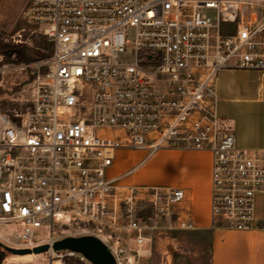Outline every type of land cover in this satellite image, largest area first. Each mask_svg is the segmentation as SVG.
Listing matches in <instances>:
<instances>
[{"label":"built area","instance_id":"1","mask_svg":"<svg viewBox=\"0 0 264 264\" xmlns=\"http://www.w3.org/2000/svg\"><path fill=\"white\" fill-rule=\"evenodd\" d=\"M23 19L52 52L15 100L29 105L0 110V229L15 240L5 247L51 256L59 240L93 236L116 264L149 258L141 210L169 218L185 193L123 184L133 171L109 177L119 149L208 152L211 228L258 227L264 150L235 146L216 82L222 70L264 72V0H29ZM128 49L132 62H119ZM40 227L48 239L35 243Z\"/></svg>","mask_w":264,"mask_h":264},{"label":"rangeland","instance_id":"2","mask_svg":"<svg viewBox=\"0 0 264 264\" xmlns=\"http://www.w3.org/2000/svg\"><path fill=\"white\" fill-rule=\"evenodd\" d=\"M29 0H0V110L15 108L23 111L25 106L20 105L16 99L24 98L31 89V83L36 78L37 73L42 76L46 73L47 67L42 65L51 55V44L41 35L38 28L27 24L23 19V13ZM213 16L211 11L200 10ZM133 29L126 30V38L129 43L133 42ZM9 50H16L18 54L8 53ZM8 53V54H7ZM19 55V56H18ZM22 58L24 63H19L18 58ZM117 60L121 63H131L132 55L130 49L119 55ZM16 102V103H15ZM157 150L148 157L145 153L137 150L119 149L114 153L111 169L120 170L119 174L129 171L128 177L124 178L123 184L136 186H160L153 181L158 175L157 164L163 156V151ZM134 151L135 153L133 154ZM191 161L197 169H200V156L191 157ZM201 163H204L201 160ZM161 171L167 175L171 174L169 165L161 167ZM160 171V172H161ZM135 180L131 183V178ZM137 183H143L137 185ZM186 213L177 207L169 218L154 219L153 214L147 208H143L139 214L141 217L144 235L149 239L142 249H151L149 258H136L138 264H207L208 262V236H200V232L192 228L182 229L178 225L177 217ZM155 226V229L152 227ZM3 238L1 245L12 246L15 240L7 231H1ZM48 239V231L44 227L33 230V242H44ZM4 243V244H3ZM132 247V246H131ZM133 256V253H127ZM35 255L37 257H35ZM1 257V256H0ZM52 257V258H51ZM58 258L61 264H89L80 259V255L69 256L65 251L54 252L51 256L46 251L40 254L17 255L4 252L1 262L3 264H49Z\"/></svg>","mask_w":264,"mask_h":264},{"label":"crops","instance_id":"3","mask_svg":"<svg viewBox=\"0 0 264 264\" xmlns=\"http://www.w3.org/2000/svg\"><path fill=\"white\" fill-rule=\"evenodd\" d=\"M216 100L219 117L233 129L235 146L239 149L264 150V72L240 69L220 71L216 82ZM161 151L164 154L157 164V170H160L153 182L164 188L184 190V200L177 208L186 213L182 212L183 215L177 220L188 222L189 228L200 232V236H208L207 264H264V193H257L254 197L253 217L258 227L244 231L222 225L211 228L209 153ZM197 156H200V169L190 159ZM164 165L170 166V175L161 171ZM120 170L110 167L107 175L114 177ZM134 180L133 176L130 182Z\"/></svg>","mask_w":264,"mask_h":264},{"label":"water","instance_id":"4","mask_svg":"<svg viewBox=\"0 0 264 264\" xmlns=\"http://www.w3.org/2000/svg\"><path fill=\"white\" fill-rule=\"evenodd\" d=\"M8 253L17 255L40 254L48 251V245L37 246L33 249L16 250L0 244ZM53 251H69L79 254L90 264H116L114 257L97 238L93 236L66 237L52 245Z\"/></svg>","mask_w":264,"mask_h":264},{"label":"trees","instance_id":"5","mask_svg":"<svg viewBox=\"0 0 264 264\" xmlns=\"http://www.w3.org/2000/svg\"><path fill=\"white\" fill-rule=\"evenodd\" d=\"M8 53L16 54V55L18 54V52H17L16 50H9ZM8 53H7V54H8ZM18 56H19V55H18ZM18 59H19V63H24V61H25V60H23V59L20 58V57H19ZM1 248H2V247H0V256H1V254H2ZM2 249H3V248H2Z\"/></svg>","mask_w":264,"mask_h":264},{"label":"bare ground","instance_id":"6","mask_svg":"<svg viewBox=\"0 0 264 264\" xmlns=\"http://www.w3.org/2000/svg\"><path fill=\"white\" fill-rule=\"evenodd\" d=\"M35 257H37V256L35 255ZM51 258H52V257H51ZM50 263H51V264H61V261H60L58 258H56L55 261H51Z\"/></svg>","mask_w":264,"mask_h":264}]
</instances>
